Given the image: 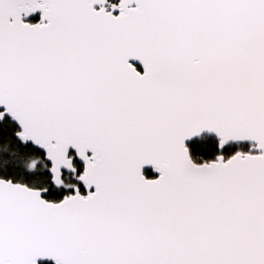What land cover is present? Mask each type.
<instances>
[{"label": "snow or ice", "instance_id": "obj_1", "mask_svg": "<svg viewBox=\"0 0 264 264\" xmlns=\"http://www.w3.org/2000/svg\"><path fill=\"white\" fill-rule=\"evenodd\" d=\"M0 264H264V0H0Z\"/></svg>", "mask_w": 264, "mask_h": 264}]
</instances>
